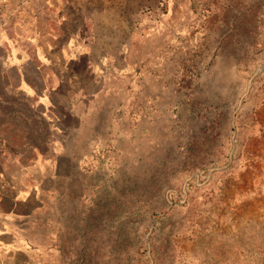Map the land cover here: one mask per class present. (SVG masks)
<instances>
[{
	"label": "rangeland",
	"instance_id": "obj_1",
	"mask_svg": "<svg viewBox=\"0 0 264 264\" xmlns=\"http://www.w3.org/2000/svg\"><path fill=\"white\" fill-rule=\"evenodd\" d=\"M138 1L139 19H93L97 73L82 70L73 143L50 169L44 123L5 86L46 28L23 19L41 0H0V175L43 188L18 250L30 264H264V0Z\"/></svg>",
	"mask_w": 264,
	"mask_h": 264
},
{
	"label": "crops",
	"instance_id": "obj_2",
	"mask_svg": "<svg viewBox=\"0 0 264 264\" xmlns=\"http://www.w3.org/2000/svg\"><path fill=\"white\" fill-rule=\"evenodd\" d=\"M39 12L36 18L32 12L23 19H44L46 28L36 34V41H27L25 47L15 50V61L7 66L14 78L9 76L5 86L20 93L36 110L35 118L44 123L47 138L42 144L49 154L41 162L45 168L55 169L65 160L66 144L73 143L72 120L80 117L74 105L87 96L80 83L82 70L96 72L93 19H139V1L41 0ZM87 29L90 32H84ZM39 130L33 134L40 135ZM29 150L39 149L31 143ZM16 181L13 176L0 175V264H30L18 249L26 245L24 223L34 215L43 188L39 182L26 187Z\"/></svg>",
	"mask_w": 264,
	"mask_h": 264
}]
</instances>
